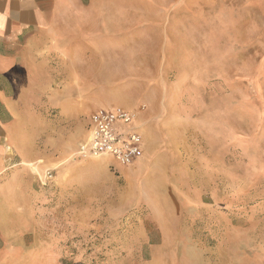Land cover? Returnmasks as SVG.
<instances>
[{"label": "rangeland", "instance_id": "obj_1", "mask_svg": "<svg viewBox=\"0 0 264 264\" xmlns=\"http://www.w3.org/2000/svg\"><path fill=\"white\" fill-rule=\"evenodd\" d=\"M52 30L19 168L54 203L22 264H264V0H87ZM114 107H145L133 167L79 154Z\"/></svg>", "mask_w": 264, "mask_h": 264}, {"label": "crops", "instance_id": "obj_2", "mask_svg": "<svg viewBox=\"0 0 264 264\" xmlns=\"http://www.w3.org/2000/svg\"><path fill=\"white\" fill-rule=\"evenodd\" d=\"M85 1L0 0V264L26 262L31 254L25 242L31 234L38 239L37 209L53 208L49 192L38 189L34 170L19 168L23 160L38 158L36 148L29 156L23 153L22 137L28 136H23L27 132L22 131L21 114L32 105L30 98L54 95L53 76L46 71L52 28L57 18ZM142 117L143 112L136 126L144 138L145 154Z\"/></svg>", "mask_w": 264, "mask_h": 264}, {"label": "built area", "instance_id": "obj_3", "mask_svg": "<svg viewBox=\"0 0 264 264\" xmlns=\"http://www.w3.org/2000/svg\"><path fill=\"white\" fill-rule=\"evenodd\" d=\"M145 110L130 111L122 107L99 109L90 116L88 140L81 144L84 159L110 158L122 167H133L144 157V138L136 121ZM47 180L53 175L47 173Z\"/></svg>", "mask_w": 264, "mask_h": 264}, {"label": "bare ground", "instance_id": "obj_4", "mask_svg": "<svg viewBox=\"0 0 264 264\" xmlns=\"http://www.w3.org/2000/svg\"><path fill=\"white\" fill-rule=\"evenodd\" d=\"M95 159H97L99 162L101 161V160H99L100 158H95ZM97 164V163H96Z\"/></svg>", "mask_w": 264, "mask_h": 264}]
</instances>
